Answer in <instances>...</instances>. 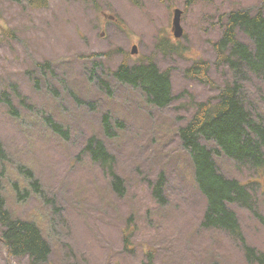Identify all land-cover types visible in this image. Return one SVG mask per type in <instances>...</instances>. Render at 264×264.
<instances>
[{"label": "rangeland", "instance_id": "1", "mask_svg": "<svg viewBox=\"0 0 264 264\" xmlns=\"http://www.w3.org/2000/svg\"><path fill=\"white\" fill-rule=\"evenodd\" d=\"M262 1L49 0L31 8L28 0H0L3 190L14 216L37 223L52 246L46 264H249L239 240L202 226L207 201L179 129L197 103L220 92L185 71L206 60L216 85L234 79L228 67L216 66L213 45L230 12L264 13ZM175 9L183 11L178 39ZM239 38L249 43L241 32ZM150 60L170 76L174 100L168 107L149 105L112 75L123 63ZM47 62L49 68L37 66ZM241 80L245 106L264 121V80L247 71ZM105 116L113 121V137L104 132ZM47 118L62 124L70 138L55 134ZM93 135L116 157V172L126 183L122 196L85 152ZM216 162L226 177L253 184L255 210L232 209L248 245L264 252V176L225 156ZM21 167L33 171L40 192L31 189ZM162 176L164 202L154 193ZM14 184L29 195L18 196ZM126 229L133 232L129 245ZM0 264L31 263L9 256L0 241Z\"/></svg>", "mask_w": 264, "mask_h": 264}, {"label": "trees", "instance_id": "2", "mask_svg": "<svg viewBox=\"0 0 264 264\" xmlns=\"http://www.w3.org/2000/svg\"><path fill=\"white\" fill-rule=\"evenodd\" d=\"M19 1V0H13ZM49 0H28L31 8L45 7ZM264 0L261 7L263 8ZM260 7V8H261ZM244 34L249 43L239 38ZM160 46H163L162 43ZM217 61L216 66L228 67L234 79L223 86L216 85L210 78L211 65L206 60H198L188 68L186 75L212 88L219 89L214 100L199 102L188 122L179 129V136L184 149L188 152L193 166V179L205 196L207 205L202 226L207 229L221 230L239 240L246 251L249 264H264V252L248 245L239 217L233 206L239 205L251 211L255 210V197L251 186L238 179L226 177L219 169L216 156H225L238 167L254 170L264 176V121L254 119L242 98L244 84L242 77L247 71L264 80V13L262 9L253 12L241 8L230 12L225 21L223 36L213 45ZM40 69L50 67V63L38 64ZM117 80L134 90L140 91L145 101L154 107H168L174 100L171 79L168 72H162L152 61L139 65H120L112 74ZM108 85V84H106ZM4 96V93H3ZM11 113H16L13 104L6 100ZM52 131L70 138L62 124L47 118ZM122 128V124L114 121ZM104 132L113 137V121L105 116ZM202 140L216 146L210 148ZM91 160L100 165L106 175L110 176L111 185L119 195L126 192L124 178L116 172V157L108 150L106 142L93 135L85 149ZM5 159L4 145L0 139V160ZM25 173L31 189L40 192V182L30 169L20 168ZM3 171L0 169V241L14 258L28 257L31 264H46L52 253V246L43 231L34 221L20 219L9 210L4 195ZM165 177L155 185L154 193L164 202L163 192ZM18 196L29 195V190L21 193V187L14 184ZM133 232H124L126 244H130ZM152 258V254L148 253Z\"/></svg>", "mask_w": 264, "mask_h": 264}, {"label": "water", "instance_id": "3", "mask_svg": "<svg viewBox=\"0 0 264 264\" xmlns=\"http://www.w3.org/2000/svg\"><path fill=\"white\" fill-rule=\"evenodd\" d=\"M183 15V11L180 9H176L174 11V18H173V31H174V35L176 38H181L183 35V29L181 26V18ZM137 52V47L134 46L133 47V52L132 53H136Z\"/></svg>", "mask_w": 264, "mask_h": 264}, {"label": "bare ground", "instance_id": "4", "mask_svg": "<svg viewBox=\"0 0 264 264\" xmlns=\"http://www.w3.org/2000/svg\"><path fill=\"white\" fill-rule=\"evenodd\" d=\"M105 57V56H104Z\"/></svg>", "mask_w": 264, "mask_h": 264}]
</instances>
